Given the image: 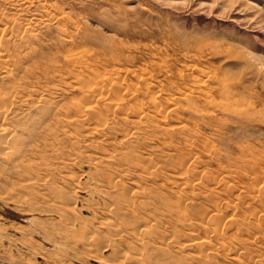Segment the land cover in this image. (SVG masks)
Listing matches in <instances>:
<instances>
[{"label":"rangeland","instance_id":"rangeland-1","mask_svg":"<svg viewBox=\"0 0 264 264\" xmlns=\"http://www.w3.org/2000/svg\"><path fill=\"white\" fill-rule=\"evenodd\" d=\"M0 264H264V0H0Z\"/></svg>","mask_w":264,"mask_h":264}]
</instances>
